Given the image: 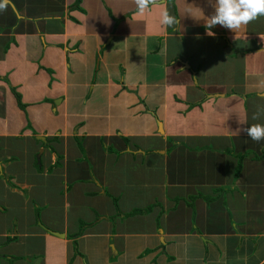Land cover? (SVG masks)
<instances>
[{
	"label": "crops",
	"instance_id": "crops-1",
	"mask_svg": "<svg viewBox=\"0 0 264 264\" xmlns=\"http://www.w3.org/2000/svg\"><path fill=\"white\" fill-rule=\"evenodd\" d=\"M214 5L0 0V264H264V16Z\"/></svg>",
	"mask_w": 264,
	"mask_h": 264
},
{
	"label": "clouds",
	"instance_id": "clouds-1",
	"mask_svg": "<svg viewBox=\"0 0 264 264\" xmlns=\"http://www.w3.org/2000/svg\"><path fill=\"white\" fill-rule=\"evenodd\" d=\"M134 2L137 11L143 13L150 5L160 0H134ZM261 16H264V0H215L214 14L208 17L204 26L209 29L208 35L214 34L210 30L217 25L236 33ZM161 23L166 27H176L179 20L165 10L162 13ZM261 115H264V108L254 113L252 118L256 120ZM241 130L255 142L264 140V124H253Z\"/></svg>",
	"mask_w": 264,
	"mask_h": 264
},
{
	"label": "trees",
	"instance_id": "trees-1",
	"mask_svg": "<svg viewBox=\"0 0 264 264\" xmlns=\"http://www.w3.org/2000/svg\"><path fill=\"white\" fill-rule=\"evenodd\" d=\"M80 1H81V0H78V7H77V8H79ZM20 106L23 108V105H22V104H21ZM79 142H80V140H79ZM80 143H81V142H80ZM80 148L83 149L82 145H80ZM147 210H148V209H147ZM135 212H140V211H135ZM132 215H133V214H127V216H132ZM9 241H13V240H12V239H9Z\"/></svg>",
	"mask_w": 264,
	"mask_h": 264
},
{
	"label": "water",
	"instance_id": "water-1",
	"mask_svg": "<svg viewBox=\"0 0 264 264\" xmlns=\"http://www.w3.org/2000/svg\"><path fill=\"white\" fill-rule=\"evenodd\" d=\"M39 139H41L42 141L46 142V141H45V138H41V137H39ZM45 229L48 230L47 228H45ZM48 232H50V233H52V234H54V235H56V236L60 235V234L55 233V232H52V231H48Z\"/></svg>",
	"mask_w": 264,
	"mask_h": 264
},
{
	"label": "rangeland",
	"instance_id": "rangeland-1",
	"mask_svg": "<svg viewBox=\"0 0 264 264\" xmlns=\"http://www.w3.org/2000/svg\"><path fill=\"white\" fill-rule=\"evenodd\" d=\"M41 227L43 228V226L41 225Z\"/></svg>",
	"mask_w": 264,
	"mask_h": 264
}]
</instances>
